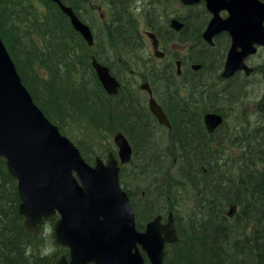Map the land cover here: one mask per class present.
I'll list each match as a JSON object with an SVG mask.
<instances>
[{
  "label": "trees",
  "instance_id": "16d2710c",
  "mask_svg": "<svg viewBox=\"0 0 264 264\" xmlns=\"http://www.w3.org/2000/svg\"><path fill=\"white\" fill-rule=\"evenodd\" d=\"M33 1L36 0L0 1V36L15 62L16 70L19 73L23 84L32 94L36 104L49 118V120L57 121V116L53 117L52 115H50V112H48L47 108L44 105L40 104V100L36 96V93H38L39 95L43 94L44 96L52 94L55 96V98H57L58 101H65L68 103L69 98L75 102L77 101L78 103H80L81 101L84 102L79 90H77L80 81L75 79L74 76L69 73L71 69H74L75 65L80 64L88 70V78L84 77L83 75V79H81L82 81H90L94 83L99 93L106 96L108 95L106 94L104 89H102V86L100 82H98L97 77L95 76V72L93 71V68L91 66L90 55L93 54H91V52L89 51L94 49L97 40L95 39V43L92 46L85 44L86 42L82 39L80 34L76 32L71 26L68 17L59 10L55 3L49 0H41V2L46 3L47 6H51V8L55 10L54 15L57 14L56 19L62 18L64 21V28L66 26L68 29V31L65 30L66 34H64V36L61 38V40L63 41L62 49L68 42V33L72 32L81 39L83 45L86 46L85 48L87 52H85L84 54L80 52L79 63H74L73 66H65L63 68V73L65 74L64 86L55 84V86L53 87L55 90L53 89L54 91L52 92L46 89L47 85L49 84L48 81L52 79L53 75L51 66L49 64H47L46 66V64H44V59L40 61H34L35 59H33L32 55V58H30V63L24 61V58L22 56H18L17 52L19 51L21 55V48L25 46L24 38L28 37L29 41H31L30 38H34L35 42L34 40L31 42L34 45H37V42H39L38 38L41 37L45 39L46 33L50 32L49 29L44 32L41 31L40 28L39 30L38 28H36L38 24H40V26H44L46 21L44 23L43 20L38 21L34 13L27 11L28 7L32 6ZM62 1L65 2V4L72 6L78 17L85 22L84 15L75 7V4L72 0ZM6 4H8V6ZM114 7L117 6L114 5ZM110 8L112 7L110 6ZM125 9L132 11L130 6L126 7ZM147 9H152V6H147V8L142 11L143 14ZM88 13L91 14L92 12L88 9ZM205 13V8L200 4L187 8V13L185 15L178 16L183 20L185 27L178 32L169 28L167 23L166 26L165 22H162L161 20H159L157 24L145 23V26L146 28H150L156 33L163 47H165L167 43L182 44L188 40L191 41V37H201L202 30L206 23V18L204 16ZM43 17L44 20H50L48 17ZM138 18H140V14L133 13L132 11L127 22L129 31L124 32V29H120L122 33L124 32L123 34L129 40L130 45L136 53H139L140 49L144 46L145 39L140 30L141 24H139ZM15 22L17 24H15ZM96 22L99 25V28L102 29L109 30L113 26H117L116 22L114 21V16H110V11L108 14V18H99ZM18 29L23 30L24 32L22 31L21 33V39L18 38L15 40V35L18 36ZM4 34L7 40L4 37ZM200 39L202 40V38ZM202 43L204 47L202 50L203 52H201V56H193V49L190 51V54L188 56L189 60H191L190 62L201 64L202 67L197 71H193L185 67L182 70L181 75H176L173 61H167L162 65H158V60L156 59L152 60V63H150L151 65L148 68V71H150L149 75L152 81L150 82L153 86L155 95L166 111L169 121L172 124L170 134L172 131L175 132L176 127H178V133L176 132L175 134L176 137L179 138V141L177 140V142L179 144L181 142L182 147L181 145L179 146L181 150H176L175 152L171 153L168 149V152L166 154L163 153L164 155L161 156L156 150H154L155 146H143L147 138L145 134L140 130V132H133L134 135L139 138L138 141H135L127 132H125V130L121 128L118 129L126 134L133 147V157L131 163L121 167L120 181L130 198L133 210L135 212L138 228H143L144 222L148 221L152 217L154 218L158 214H167L169 212L173 213L179 241L175 244L166 245L163 264H238L234 256V252H236L235 247L232 245V240H234V238L237 236V232L235 230H231V228L229 227V222L239 221V219L236 215L233 219H228L223 212V207L226 206L228 202L232 201H244L243 203H240L242 205L243 213L245 210L244 203L247 202L248 204H250L249 210L247 212L248 214L243 222H246L247 225H251L253 227L252 235L247 241H251V243L255 244L256 249L254 251H248L246 256L247 260H245L244 264H264V179H262L261 176L257 175L256 177L254 174H250L246 180L239 178L235 180L233 184H231V181L227 182V180L225 179L227 174L219 177L213 176V172L210 169L207 174L208 178H204L201 182L203 184V191L200 192V196L198 197L199 199L196 200L193 196H190L189 191L195 190L197 183L196 179L193 178L196 177V174L194 172L202 174V169L199 163L203 160L202 157L206 152L207 143L210 141L208 134L204 132V129L202 127V113L205 110L204 106H207L208 103L205 100H203V103L197 101L195 109L189 115L180 116L177 114H173L169 112L168 108L165 105L164 93L166 92L167 85L165 81L157 79H162L167 69H169L170 71V68L172 67L175 73V80H180L179 82L181 83L180 87L182 88V90L184 88H187V90L194 92H197L198 90V87H196L195 85H189L186 80H184V77L187 74V70H190V72L199 75L201 82H213L214 79L224 82L225 80H223L220 76V69L223 65L226 46L222 44L223 47L221 45L211 47L208 46L203 40ZM14 46L17 47L18 51ZM215 47L219 48L220 50H214ZM47 52L48 51H46V53ZM110 52L112 54V57L115 55L119 56L115 53V51L111 50ZM216 53L220 54V58H217ZM94 57H96L103 64H107L105 62V58H103L102 55L94 53ZM57 63L59 64V62ZM25 67H29L28 72H33L35 68V73L32 74V80L33 82H35L34 86H32V84L27 80L24 74L23 69ZM134 67L135 65H130L124 62L121 68L122 71H127L128 69L132 70L130 68ZM43 70L45 77L41 76ZM239 75L240 74H236L231 80L225 81V83H228L237 90V95L233 99L235 103H239L242 100L243 94L239 91L243 90L245 92L243 86L240 82L237 81V79L245 80L246 78H240ZM144 78L150 80L148 77ZM125 82L123 81V85H134L131 81L127 80V77H125ZM157 83L165 85L162 92L157 89ZM72 85L76 86L77 88H74ZM38 88L40 89L41 93H39ZM71 88L74 89L73 96H70L68 94V89ZM75 92H78V94ZM180 94L183 95L181 92ZM211 94L215 98L219 93H210L207 98L214 99ZM47 97L49 96H46V98ZM59 104V107H65L64 104H60L61 106ZM85 104L86 106L83 107L84 116H81V118L87 120L88 123H90V121H88L89 118H93V116L89 115V112L94 110L92 112L93 114L95 110L97 111L99 108L101 109L98 110V114L101 116V119H104L106 121V123L114 117L112 109L108 106L102 107V104H93L89 102H86ZM129 108V106H125L124 104L122 108L121 106L116 107V109H119L117 110L119 111L118 114H120L121 112L122 116H127V111ZM121 115H119L118 118H120ZM56 124L58 125L59 123L56 122ZM139 125L141 126L142 123L139 122ZM58 126L61 129V124H59ZM138 129H140V127H138ZM61 131L63 132V130ZM199 131H202V133H199ZM155 134L156 132L152 134V139L158 140L155 137ZM205 140L206 142L204 143ZM159 142L162 144L161 141ZM77 146L79 147L80 152L82 153L86 161H93L94 157H92V155H88L85 152L86 150L80 147V144L77 143ZM101 153L103 152L101 151ZM101 153H99V155ZM105 153L106 151H104V154ZM170 154H174L175 156H177V160L175 162L172 161V155ZM159 159L164 162V166H159V163L157 162ZM164 159H166V161H164ZM129 165L132 166L128 172V177L130 179V184L135 187L134 192H131L126 184V181H124L123 173L125 172L123 171L125 167L127 168ZM169 165L172 166L168 167V169L164 173H161L160 175L155 177L154 181L149 179L136 181L133 178V175H135L137 172H145L148 169L163 170ZM252 169L253 166L251 164L249 167L250 172L252 171ZM175 172L178 175V177L175 179H183L188 183L184 184L188 188L187 197H184V194H182L180 190L182 184L174 182V201L172 200L171 202H168L169 206L165 205V210H162L163 208L161 209L162 205L160 203L162 201L159 199H155V210L152 209V207H150L149 199H151L150 189L153 183H163L166 180V177H169L172 173ZM245 182L246 184L248 182L250 183L246 199V194L241 198V191L245 189L244 185L246 186ZM196 193L198 194V191H196ZM19 204L20 198L17 188V181L8 172L5 160L0 158V264H53L63 252H66L65 248L59 246L54 239L52 231L53 223L45 222L43 224L44 227H40L38 233L35 236H31L23 226L24 217L19 213ZM201 206L206 211L204 214L200 213L199 215L196 211H199L198 209ZM179 210H181V212L183 213L182 216L188 215L193 219H196L194 220L192 226H188L184 222H182L183 219L180 216ZM45 229H49V232L46 235L43 234V230ZM255 236H257V238H255ZM48 242L52 243L56 248L52 253L44 252L49 249Z\"/></svg>",
  "mask_w": 264,
  "mask_h": 264
},
{
  "label": "water",
  "instance_id": "95a60500",
  "mask_svg": "<svg viewBox=\"0 0 264 264\" xmlns=\"http://www.w3.org/2000/svg\"><path fill=\"white\" fill-rule=\"evenodd\" d=\"M52 1L59 4L73 28L91 45L89 26L71 7L60 0ZM199 1L181 0L184 5ZM205 7L212 17L202 34L204 40L212 44L214 35L221 31L231 37L222 77H231L239 70L249 75L253 68L245 59L257 51V46H264V2L205 0ZM223 10L228 13L226 17L220 15ZM170 27L179 31L183 23L172 18ZM147 36L154 55L163 57L156 35L147 32ZM91 63L106 92L115 94L118 82L108 68L95 58ZM177 65L180 74V63ZM140 88L147 91L149 109L159 123L170 127L149 83L142 82ZM221 122L222 116L215 112L204 115L209 131ZM113 140L118 158L110 152L105 163L98 156L94 165L87 163L73 142L35 105L0 38V157L17 180L19 213L29 234L36 235L44 220L54 221L55 241L68 250V255H62L55 264H144L145 258L150 264H162L165 245L178 240L172 213L167 222L163 223L159 215L143 231L136 229L118 167L119 161L131 159L132 149L120 132Z\"/></svg>",
  "mask_w": 264,
  "mask_h": 264
},
{
  "label": "bare ground",
  "instance_id": "6f19581e",
  "mask_svg": "<svg viewBox=\"0 0 264 264\" xmlns=\"http://www.w3.org/2000/svg\"><path fill=\"white\" fill-rule=\"evenodd\" d=\"M88 0H74L76 3V6L78 7L79 2L85 3ZM107 6L110 8V16H114V21L116 22V27H112L111 29H102L99 28L98 24L90 25L93 30V38L94 43L95 39L97 40L96 45L94 46V49H92L90 57H94V53H97L99 55H102L103 58H105L104 66L108 68V71L111 76H113L116 81L118 82V90L115 94L111 95L106 92L108 96H115V97H108L106 95H103L99 93V91L96 89V85L90 81H88L92 86H89L86 84V82L81 80V74L78 70L71 69L70 74L79 78L80 84L77 90H80V94L82 97L85 98L86 102L93 103V104H102L101 106H108L112 109L114 117L108 122H104L101 119V116L98 114V110L93 113V118H89L88 121L92 124L93 128L97 129L98 132L105 135L106 137H111L116 133L118 129H123L125 132H127L135 141L139 138L134 135L133 132L141 131L146 136V142L143 144V146H155L154 150L158 152L161 156L166 154L168 152H175L176 150L179 151L180 144L177 142L179 138L176 137V132L178 131V127H176L175 132L172 131L170 134V131L172 129V124L170 128H164L160 126L156 119L157 117L150 111L149 105H148V97L143 92L139 91L138 87L134 84L133 86H126L123 85V79L122 74L118 73L121 72L120 69H122V65L124 62L130 65H134L135 59L137 57L136 52L130 45L129 40L126 38V36L123 34L126 31H129V26L127 25L129 15L132 11L125 9L126 7L132 5V2L134 0H103ZM116 5L117 7H114ZM147 8V7H145ZM144 8V9H145ZM144 14H141V18H138L139 24L141 22L144 23H154L157 24L160 20V17L155 12L156 9H147L145 10ZM185 28V27H183ZM120 29H124L125 31L122 33ZM69 39L67 44H65L62 53L57 57L58 62H64L59 64L61 66H73L74 63H79V54L82 52L83 54L87 52L86 46L83 45L80 38H78L75 34L72 32L68 33ZM202 37L196 36L191 37V41L188 40L182 44H180L182 47H185L187 52V58L180 57L178 53H169L168 50H164L165 53V59L168 62L173 61L174 62V70L175 73L178 69L177 62L182 65L183 63H191V60H189L188 56L190 54V51L193 49V56H198L201 51L203 50V43L200 39ZM86 44V43H85ZM68 45V46H67ZM109 48H115L114 51L119 58V61L113 60L112 54L109 51ZM116 56V55H115ZM90 58V59H91ZM136 63V62H135ZM137 65V66H136ZM134 67V70H136L137 77H148L151 81V77L149 74H145L143 76L139 74V67L138 64H136ZM201 64H199V69L201 68ZM199 69H194L193 71H197ZM129 70V69H128ZM192 70V69H191ZM263 70H264V63L260 65L259 68L255 67V70L253 74H261V79L258 81L262 83L263 78ZM94 71V70H93ZM128 74H131V71H124ZM150 72V71H149ZM148 72V73H149ZM122 73V72H121ZM173 68L167 69L166 73L164 74V77L162 79L157 78L158 80L165 81L167 85L166 92L164 93L165 98V105L168 108L169 112L173 114H177L180 116L189 115L193 112V110L196 107L197 101H200L203 103V100H205L208 105L204 106L205 110L202 113V127L204 129V132H206L209 136L210 141L207 143V149L202 157L203 160L200 161L199 165L202 169V174H196V177H193L196 179V187L195 190H190V196H193L196 200L199 198L200 192L203 191L202 188V180L205 178H208L207 174L208 171L213 172V176H226V180L233 182L239 178L247 179L249 175L254 174L256 177L261 176L262 179H264V96L261 97V108L259 114L254 119L255 123L251 124L250 122L245 123L246 116H243L242 121L241 119V112H238L236 107L239 104H242L244 101H246L248 93L244 92L243 90L239 91L243 94L242 100L239 103H235L233 99L237 95V90L233 88L228 83H225V81L221 80H215L213 82H201L200 76L196 75L190 70H187V74L184 77V80L189 85H195L198 87L197 92L187 90V88L180 87L181 83L180 80H175V75ZM205 74V73H204ZM96 76V74H95ZM97 77V76H96ZM83 79V77H82ZM98 80V78H97ZM183 80V82H184ZM99 82V80H98ZM152 82V81H151ZM264 82V80H263ZM206 83V84H204ZM207 85V86H206ZM248 85V82H247ZM157 89L162 92L165 85H162L161 83L156 84ZM88 87V88H87ZM122 88V90H121ZM102 89H104L102 87ZM187 90V91H186ZM180 92L184 95H181ZM184 92V93H183ZM210 93H219L214 99L207 98ZM246 99V100H245ZM96 102V103H95ZM213 102V103H210ZM123 104L125 106H129L130 108L127 111V116H122L121 112L118 114L119 109H116V107L121 106L123 107ZM164 112H166L161 105ZM166 108V109H167ZM101 109V108H100ZM217 113L222 116V122L219 124L214 130L209 131L205 124H204V115L206 113ZM121 115L120 118L118 116ZM139 122L142 123V125H139ZM204 125V126H203ZM140 127V129H138ZM160 129L162 132L169 133L165 134V136H168V139H166L167 145L165 147H161L159 144L160 142L157 140L152 139V134L158 131ZM139 131V132H140ZM178 133V132H177ZM199 133H202V131H199ZM179 141V140H178ZM206 140L204 141V143ZM149 143V144H148ZM179 144V145H178ZM182 147V145H181ZM182 152V151H181ZM164 153V154H163ZM172 155V161L177 160V156L174 154ZM159 157V156H157ZM166 161V159H164ZM159 163V166H164V162L159 159L157 161ZM252 164L253 169L250 172L249 167ZM172 165L167 166L165 169H155L151 170L148 169L145 172H137L135 175H133V178L136 181H142L145 179H149L154 181L155 177L160 175L161 173H164L168 167ZM194 170V169H193ZM193 172V171H192ZM177 173H172L169 177H166V180L161 183H153L151 189H150V207L155 210V199H159L162 202L161 209L165 210V205L169 206L168 202L174 201V191H173V183H180L182 184V187H180V190L182 194H184V197H187V191L188 188L184 184H188L185 180L181 179H175L177 178ZM246 184V182H245ZM250 183L248 182L246 186L244 185L245 189L241 191V198L244 197L245 199L248 195ZM251 190V189H250ZM198 191V194L196 193ZM205 195V194H204ZM165 201V202H163ZM242 202H228L226 206L223 207L224 215L228 219H233L235 215L239 219V221H233L229 222V227L231 230H235L237 232V236L232 240L233 246L235 247L234 256L236 259V262L238 264H244L247 256L248 251L255 250L256 245L251 243L249 238L252 235L253 227L251 225H247L246 222H243L245 217L247 216V212L249 210L250 204L247 202L244 203V213L242 212V205L240 203ZM160 209V210H161ZM157 210V211H160ZM199 211H196L197 214L200 215L205 213V209L202 208V206L198 209ZM180 216L183 219L182 222H184L188 226H192L194 220L192 217L188 215L182 216L181 210H179ZM153 219L150 218L148 221L144 222L143 225L145 226L147 223H149ZM260 231V230H257ZM255 232V231H254ZM261 233V232H260ZM257 238V236H255ZM179 241L178 240L172 244H175Z\"/></svg>",
  "mask_w": 264,
  "mask_h": 264
},
{
  "label": "rangeland",
  "instance_id": "374dc122",
  "mask_svg": "<svg viewBox=\"0 0 264 264\" xmlns=\"http://www.w3.org/2000/svg\"><path fill=\"white\" fill-rule=\"evenodd\" d=\"M0 1L3 2L4 0H0ZM72 1L74 2V0H72ZM74 4H75V7L84 15L85 22L88 24H92V25L97 24L96 21L99 19L101 12H106V16L109 14V12L107 10V4L103 0H88L85 3L79 2L78 7L76 6L75 2H74ZM6 5L8 6V4H6ZM90 5H96V6L101 5L102 10L99 12L97 10L91 11ZM147 6H152V8L154 7L156 9L158 16L160 17V20L162 22H165V25L167 23L168 26H169L170 18L175 17V15L176 16H183L187 13V8L181 4L180 0H134L132 2V5H131V10L133 11V13L140 14V16H141V14H143L142 11ZM88 9L92 12L91 14L88 13ZM27 11L34 13L36 15L38 21L43 20V23L46 21L44 26L43 25L40 26V24L37 25L36 28H38V30L40 28L41 31L45 32L47 29H49L50 32L46 33L45 39H43L41 37L38 38L39 42H37V45H34L31 42L34 40V38H30L31 41L28 40V37L24 38L25 46H23V48H21V53H22L21 55H20V52L18 51L17 47L16 46H14V47L19 52V53L17 52L18 56L19 57L22 56L24 58V61H26L27 63L28 62L30 63V61H31L30 58L33 57V59H35L34 61H40V60L44 59V62H45L44 64H46V66H47V64H49L51 66L53 75H52V79L50 81H48L49 84L47 85L46 89H48L49 91L52 92L55 90L53 88L55 86V84H57V85L60 84L61 86H64V83H65V77H64L65 74L63 73L64 72L63 68L65 66H61L60 64L57 63L58 62L57 57L63 51V49H62L63 41L61 40V38L64 36V34H66L65 30L68 31V29L66 26L64 28V21L62 18L56 19L57 14L54 15L55 10L53 8H51V6H47L46 3L41 2V0L33 1L32 6H29ZM43 16L48 17L50 20L51 19L52 20L51 21L50 20H44ZM15 24H17V23L15 22ZM140 30H141L142 34L144 33L145 30H147L144 22H141ZM18 31H19L18 36L15 35V40L18 38H20V39L22 38L21 33L23 30L18 29ZM61 33H63V34H61ZM60 34H61V36H60ZM4 37L6 38L5 34H4ZM0 38H1V36H0ZM144 38H145L144 39V46L140 49L139 53L138 52L136 53L137 54V57L135 59L136 63L134 62V65L138 64V67L140 70L139 74L140 75L143 74V76L145 74H149L148 68L151 65L150 63H152L153 59L154 60L157 59V58L153 57L149 38L146 37L145 35H144ZM1 40H2V38H1ZM6 40H7V38H6ZM2 42H3V40H2ZM34 42H35V40H34ZM3 44H4V42H3ZM4 46H5V44H4ZM45 47H46V49H45ZM218 47H220V46H218ZM5 48L8 52V49L6 46H5ZM161 48L163 50H168L169 53H178L180 57L187 58V55H188L187 54L188 51L186 50V48L184 50L179 43H167V45L165 47H163V45L161 43ZM216 49L220 50L219 48L215 47L214 50H216ZM109 50L114 51L113 48H109ZM46 51H48L49 53L48 52L46 53ZM201 52H203V51H201ZM8 54H9L11 60L13 61L14 66L16 67L15 62H14V60L11 57L9 52H8ZM31 55H32V57H31ZM216 55H217V58H220L219 53H216ZM198 56H201V53ZM113 60L119 61V58L117 56H113ZM165 62H167V60L160 59L157 61V64L162 65ZM60 63L63 64L64 62H60ZM263 63H264V49L260 48L258 53L250 59V64L252 66H255L256 68H259L260 65H262ZM187 65H189V63H183L181 65V67L185 68ZM29 67H25L23 69V71H24V74H25L27 80L32 84V86H34L35 82H33V80H32V77H33L32 74L35 73V68H34L33 72H30V71L28 72ZM130 69H132V70H130L131 74H128L127 72L125 73L124 71H122V69H120L122 73L120 71L118 73L122 74V79L124 80V82H125V77H127L128 81H131L133 84L136 85V87H138L139 83L141 81H143V78L137 77V75L135 74L136 70H134V68H130ZM74 70H78L80 72L81 79H82L83 75H84V77L88 78L87 68L81 66L80 64H77L74 66ZM127 71L129 72V70H127ZM220 71H221V69H220ZM41 76L45 77L44 76V70H43V73L41 74ZM239 77L240 78L241 77L246 78L245 80L237 79V81L241 83L245 92L248 93V96L246 98L247 100L245 99L246 101H244L242 104L237 105V107H236L237 111L241 112L242 117L240 119V122L242 121L243 116L245 115L246 116L245 123L250 122L251 124H254L255 123L254 119L256 118V116L260 112L261 97L264 96V82H263V80H262V83H260L258 81L259 79H261L260 73L259 74H253L251 77L245 76L244 74L240 73ZM74 78L77 79L78 81H81L79 78H77L75 76H74ZM215 80H213V81H215ZM247 82H248V85H247ZM86 84L91 86V84L88 81H86ZM72 86L74 88H77L74 85H72ZM38 91H39V93H41L39 88H38ZM28 92L30 93L29 90H28ZM75 93L78 94V92H75ZM68 94L70 96H73L74 95V89H72V88L68 89ZM31 96H32V94H31ZM36 96L40 100V104L44 105L47 108L48 112H50V115H52L53 117L57 116V118H58L57 121H52V120L51 121L54 123L58 122L59 124H61V130H63V133L68 135L76 143V145H77V143L80 144V147L83 148L84 150H86L85 152L88 155H90V156L92 155V157H96L102 151L103 153H101L99 156L103 155L101 157L103 159H105L109 152L116 153L117 146L115 145V143L113 141V137L118 132H121V130L116 131V133L114 135H112L111 137H106L105 135L98 132L97 129L93 128L91 123H88L87 120L82 119L81 116H84L83 107L86 106V104H85L86 100L84 97H83L84 102L81 101L80 103H78L77 101L75 102L69 98L68 99L69 103H68L65 101H58L57 98H55V96L52 94L44 96L43 94L39 95L38 93H36ZM46 96H49V97L46 98ZM32 100L34 101L33 96H32ZM72 102H74V103H72ZM34 103L36 106H38L35 101H34ZM59 103L64 104L65 107H62ZM53 104H55V105H53ZM58 104L62 108L59 107ZM93 111L94 110L89 112V115L92 116ZM102 120L104 122H106L104 119H102ZM107 123H108V121H107ZM165 134L169 135V133L162 132L160 129H158V131L155 134V137L158 139L157 141L162 142V144L161 143L159 144L161 147H165L167 145L166 139H168V136H165ZM104 151H106L105 154H104ZM92 162L93 161H91L90 164H92ZM130 163H131V161L129 162V164ZM131 166L132 165H129L127 168L125 167V169L123 171L125 173H123V174H124V181H126L128 188L131 190V192H134L135 187L130 184V179L128 177V172H129ZM7 170H8V168H7ZM163 214H166V213H163ZM165 218H166V215H165ZM46 222H47V220H46ZM136 228H138L137 223H136ZM48 232H49V229L43 230L44 235H46ZM42 244H43V241H42ZM48 247H49V249H48L49 251L46 250L44 252L52 253L53 250L56 249L53 246V244L50 242H48ZM41 251H40V253H41ZM164 257H165V254H164ZM163 260H164V258H163ZM146 263L150 264L148 259H145L144 264H146ZM89 264H92V263H89ZM162 264H163V262H162Z\"/></svg>",
  "mask_w": 264,
  "mask_h": 264
},
{
  "label": "flooded vegetation",
  "instance_id": "af4514ba",
  "mask_svg": "<svg viewBox=\"0 0 264 264\" xmlns=\"http://www.w3.org/2000/svg\"><path fill=\"white\" fill-rule=\"evenodd\" d=\"M204 6H205V4L204 3H202ZM90 9L91 10H97L98 12L99 11H101L102 10V6L101 5H99V6H96V5H90ZM107 10H108V12H109V7L107 6ZM106 15V12H101L100 13V17L101 18H103L104 16ZM225 15V14H224ZM205 18L207 17L208 18V20L210 19V16H211V14L208 12V13H205ZM183 21V20H182ZM208 22V21H207ZM183 24H184V22H183ZM207 25V24H206ZM184 27V26H183ZM206 27V26H205ZM183 29V28H182ZM205 29V28H204ZM201 35H202V33H201ZM213 40H214V45L213 46H216V45H224V46H229V44H230V41H231V38H230V36H229V34L227 33V32H221V33H219V34H216L215 36H214V38H213ZM184 50H185V47H182ZM192 65L193 64H189V65H187L186 66V68H188V69H192V70H194V68L192 67ZM223 80H225V81H229V80H231V78L230 79H224L223 78ZM141 92H143L144 94H146L147 95V93L145 92V91H141ZM147 97H148V95H147ZM164 128H167V127H164Z\"/></svg>",
  "mask_w": 264,
  "mask_h": 264
}]
</instances>
